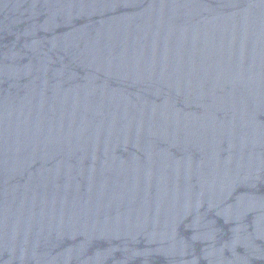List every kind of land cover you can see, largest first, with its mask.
I'll return each mask as SVG.
<instances>
[{"label":"water","instance_id":"1","mask_svg":"<svg viewBox=\"0 0 264 264\" xmlns=\"http://www.w3.org/2000/svg\"><path fill=\"white\" fill-rule=\"evenodd\" d=\"M0 264H264V0H0Z\"/></svg>","mask_w":264,"mask_h":264}]
</instances>
